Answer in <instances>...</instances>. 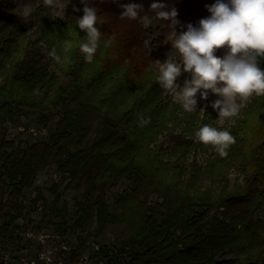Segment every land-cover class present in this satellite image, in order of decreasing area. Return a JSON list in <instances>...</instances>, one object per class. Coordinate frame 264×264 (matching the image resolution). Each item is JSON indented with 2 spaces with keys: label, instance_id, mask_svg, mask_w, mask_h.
<instances>
[{
  "label": "trees",
  "instance_id": "obj_1",
  "mask_svg": "<svg viewBox=\"0 0 264 264\" xmlns=\"http://www.w3.org/2000/svg\"><path fill=\"white\" fill-rule=\"evenodd\" d=\"M34 1L40 37L31 41L14 1L0 0L2 189L18 198L33 186L42 165L54 163L68 178V187L81 188L73 228L88 238L92 228L97 234L116 223L128 229L130 238L114 254L99 244L107 264H264V96H254L232 124L226 120L218 126L208 106L205 113L199 112L202 107L185 112L156 81L158 69L151 64L145 30L138 20L120 17V5L131 2L143 5L141 15L154 16L148 11L153 1L88 0L97 9L101 31L92 63L79 51L85 36L77 25L76 8L84 7L80 0H73L62 22L47 17L51 8L43 0ZM178 1L184 0H160L177 10L176 18L185 26L190 22L181 19ZM198 13L194 26L207 14L204 7ZM158 22L159 43L165 46L170 29L166 21ZM106 40L112 41L108 47ZM64 41L72 44L67 53ZM53 47L60 62L47 55ZM52 63L64 82L52 76ZM260 64L264 68V58ZM54 107L60 110L58 126L48 140L21 148L2 137L4 124L43 118ZM141 113L151 119L142 128L137 122ZM204 124L235 137L226 158L195 139ZM95 127L98 134L92 136ZM161 137L170 143L161 145ZM198 154L204 156L202 164ZM233 172L240 181L229 178ZM123 180L128 187L116 195L111 211L105 192ZM58 189L52 185L53 199L43 217L61 215ZM22 210L4 216L14 221ZM8 229L3 221L0 235ZM67 229L64 221L57 224L62 236ZM85 248L81 241L78 251Z\"/></svg>",
  "mask_w": 264,
  "mask_h": 264
},
{
  "label": "clouds",
  "instance_id": "obj_2",
  "mask_svg": "<svg viewBox=\"0 0 264 264\" xmlns=\"http://www.w3.org/2000/svg\"><path fill=\"white\" fill-rule=\"evenodd\" d=\"M70 2L43 0L45 6L55 11L57 18L65 14ZM80 2L84 5L83 15L77 19V25L85 36L79 51L85 62L92 63L101 42V31L96 27L97 9L89 6L88 0ZM120 7L121 18L139 19L146 24H152L153 19L167 22L170 29L167 43L171 51L163 63L153 61L158 69L156 81L185 112H197V95L207 100L211 94L217 97L210 105L217 112V119L234 123V118L252 97L264 96V68L260 64L264 58V0H215L211 6H205L208 17L200 19L196 26L191 23L183 26L179 33L176 30L180 25L177 10L160 0H153L149 6L148 11L154 16H141L144 11L140 3L131 2ZM30 13L31 9L25 7L21 15L26 18ZM111 44V40L104 41L105 47ZM71 48L70 41L63 42V52ZM218 50H223V55H217ZM48 55L56 62L61 61L55 47ZM182 74H187L183 86L177 83ZM199 112L205 113L203 108ZM137 122L142 128L151 119L141 113ZM194 135L199 143L211 146L221 158L228 156V150L236 142L230 131L211 124L199 127Z\"/></svg>",
  "mask_w": 264,
  "mask_h": 264
},
{
  "label": "rangeland",
  "instance_id": "obj_3",
  "mask_svg": "<svg viewBox=\"0 0 264 264\" xmlns=\"http://www.w3.org/2000/svg\"><path fill=\"white\" fill-rule=\"evenodd\" d=\"M16 6V13L21 19L22 23L26 26L27 36L31 41L36 40L40 37V20H38L37 16L34 15L36 11V7L38 6V2L34 0H13ZM153 1V0H150ZM149 1V2H150ZM62 2L67 3V0H62ZM215 3V0H184L178 1L177 9L181 16V19H189L188 21L194 25V21L198 20V11L204 7V11H206V15H202V18H206L209 16V13L206 9V5L211 6ZM73 4V0L68 4L67 8ZM25 7H29L31 9V13L28 17H23L21 15L22 10ZM65 9V12L67 10ZM76 12L79 17H82L83 11L76 8ZM145 15V14H144ZM65 14L57 18L56 13L53 9L49 10L50 19H53L57 22L64 21ZM143 16V15H141ZM151 16V15H149ZM186 21L185 23H187ZM159 22L153 19L152 24H146L142 20L138 19L137 25L145 30V45L148 53L151 56V64L153 67H156L153 61L159 60L163 63L167 56L166 54L171 51V45L166 44L165 46H161L159 43V29L157 28V24ZM161 27V25H159ZM184 25L181 24L177 27V32L182 29ZM127 29H132L131 25L127 26ZM159 27V28H160ZM161 34V32H160ZM157 38V39H156ZM153 40V41H152ZM157 41V42H154ZM158 43V44H157ZM223 54V50H218L217 55ZM48 55V54H47ZM50 71L52 72V76L58 82H64V78L59 75V72L56 70L55 65L52 63L50 67ZM187 78V74H182L177 83L183 86V81ZM168 95L173 99V96L168 93ZM217 99L214 95H209L207 100H201L199 95H197V105L196 108L208 106L212 111L213 108L210 106L213 101ZM253 97L248 102L247 106L241 109L240 114L244 111L245 108L251 107ZM60 112L58 107H54L51 111L45 112L43 118H40L39 115L29 116L21 118L15 122L4 124L2 127V137L8 140H12L15 145H18L21 148H24L26 145L32 143L37 140H48L50 136L56 131L58 126V116L56 113ZM217 118V112L214 111ZM240 114L237 116L239 117ZM235 120V118H234ZM228 121V120H227ZM226 122L216 120L217 125H222ZM96 123V122H95ZM229 123L232 124L233 121L229 120ZM43 127L46 131L45 135H32L28 132L29 128L38 129ZM97 130V131H95ZM95 130L92 132V136H96L98 134V129L95 127ZM161 145L166 146L170 143L169 138H160ZM203 155H197L198 163L202 164ZM229 178L233 181L235 179H239L237 173L233 172L230 174ZM68 178L66 175L61 174L54 163L51 161L42 165L37 172L36 179L31 188L26 189L22 192L21 196L18 198L9 197V194L2 189L0 186V225L4 222L9 223V229L4 234L0 235V251L6 248H13L17 244L18 240L14 239V236L18 235L21 232L23 227H32L48 229L51 231H57V224L62 223L64 221V225L68 227L65 232L66 240L70 243H75L80 240V232L79 230L72 227L73 223V211L75 210V203L79 199L81 195V188L72 183L71 187L67 186ZM57 184L59 186V193L61 196L60 206H61V215L51 216L50 214L45 215L43 217L44 212L48 213L50 203L53 199L52 185ZM128 187V181L123 180L117 186L111 187L105 192V200L109 205L111 211H114V201L117 194L121 193L122 190ZM15 203V204H14ZM14 205V207H13ZM22 207V213H20L19 217L16 220L11 221L9 217H5V213H15L18 211V207ZM18 213V212H17ZM15 213V214H17ZM14 214V215H15ZM12 215V214H10ZM5 217V218H4ZM10 220V221H9ZM49 221V222H48ZM66 230V229H65ZM90 239L94 242L104 246L105 250H110L111 254L117 252V250L128 241L130 238V233L125 225L122 223H116L113 225H109L106 231L103 234L95 233L94 228L90 229ZM12 233V236L10 235ZM88 234V233H87Z\"/></svg>",
  "mask_w": 264,
  "mask_h": 264
},
{
  "label": "built area",
  "instance_id": "obj_4",
  "mask_svg": "<svg viewBox=\"0 0 264 264\" xmlns=\"http://www.w3.org/2000/svg\"><path fill=\"white\" fill-rule=\"evenodd\" d=\"M28 132L34 136L46 134L43 127L29 128ZM22 229L14 236L19 238L15 247L0 251V264H107L99 255V244L88 238L87 232H80V240L72 244L55 231L34 226ZM81 241L86 247L84 251L77 249Z\"/></svg>",
  "mask_w": 264,
  "mask_h": 264
}]
</instances>
